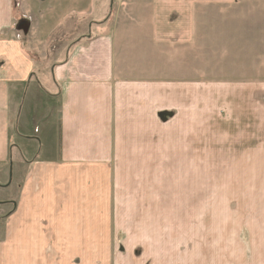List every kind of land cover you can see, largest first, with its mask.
<instances>
[{"label": "crops", "instance_id": "crops-1", "mask_svg": "<svg viewBox=\"0 0 264 264\" xmlns=\"http://www.w3.org/2000/svg\"><path fill=\"white\" fill-rule=\"evenodd\" d=\"M249 1H253L256 9L264 8V0L191 2L188 13L190 22L185 28L186 31L182 27V22H176L174 25L178 24L176 28L179 32L176 33L175 28L169 39H162L164 51L172 54L174 51L172 48L180 47L175 50L187 55L184 49L188 47L196 49L198 38L205 35L200 21L206 16L203 13L205 11L198 9L205 8L206 5L214 8H237L234 13L225 11L219 13L224 15L223 17L212 16V19L229 20L226 24L227 31H220L212 36L221 37L217 43L227 46L229 50H235L236 46L233 44L238 38L236 35L240 33L246 35L250 27L247 21L254 18L247 17L249 14L246 12H240L242 3H245L248 10ZM10 9L11 0H0V164L8 158L10 118L16 113L20 119L19 127L22 130L20 135L26 143L23 147L18 144L14 148L18 150L19 159L26 166V173L24 182L19 185L18 207L17 204L14 205V216L18 214L20 217L21 232L11 238L14 242L20 243L21 248L9 246L8 238L7 246L0 251V264H96L92 263L93 259H97L101 264L102 259L98 258L100 254L107 256L105 250L108 252V245L115 242L117 230L124 231L128 227H137L140 224L139 215H136V220H132L130 224L122 218V214L125 213L118 211V200L129 201L119 194L118 199L114 190H111L117 185V165L123 161L124 151H128L127 159L130 161L138 158L140 148H144L149 157V147L152 150L156 147L154 139L156 128H163L162 124L170 125L178 118L185 126L182 146L184 147L183 144L188 139L189 148L194 151L196 159H199L200 166L204 167L207 160L211 163L210 168L213 165L219 167L220 164H242L248 167L243 168L239 175L247 180L249 186L254 187L253 192L260 186V181L264 180V156L259 158L247 151L246 147L251 146V137L240 146L233 145L239 144L243 139H235L232 146L228 147L229 150L232 147L244 150L231 152L225 159L216 157L212 148L206 149L210 144L208 142L213 138L211 132L213 124L222 121L223 124L240 127L238 123L244 122L245 117L241 120L240 114L234 118L235 110H231L230 107L219 108L217 111L205 110L202 106L204 99L196 89L189 97H185L184 101L187 105V99L194 98L196 108L186 110L184 104H173L171 97H166L164 88L166 82L170 81H159L155 77L157 55L154 49L160 50V47H155V41L151 47L153 52L149 51L150 47L140 44L139 40L135 41L141 46L142 51L154 54L149 57L150 62L142 61L136 65L142 70L148 69V77H144L143 80H121L118 79L116 67L122 66L120 59L124 53L126 56L129 55L126 51L130 49L131 43L127 42L131 32L122 31L118 34L115 30L117 23L114 28L106 29L105 36L100 38L91 37L94 31L92 24L88 23L86 31L65 50L63 46L66 45L64 44L66 40L59 39L57 48H54L56 51L51 57L45 53L44 47L41 50L38 47L35 50L29 48L28 40L31 36L30 30L33 28L29 17L23 20L29 24L27 35L20 33L22 37L19 38L16 34L15 37L12 34L7 35L9 32L6 31L12 25ZM250 14L258 16L254 11ZM42 18L44 16L40 17ZM136 20L138 19H133ZM230 21H236L238 24ZM110 22L113 23L111 20L108 23ZM245 23L248 28L244 29L242 27ZM76 28L73 26L74 30H67L64 34L67 37L74 36ZM44 29L40 24L39 30L36 31L43 41L42 44L46 35L57 30ZM154 32L155 26L152 36L155 35ZM138 35L143 39L147 36V31L142 30ZM117 36L120 39H117ZM205 40L206 38L204 42ZM30 41L34 42L31 39ZM212 41L214 43L213 38ZM35 56L37 57L34 60ZM167 60L170 61V57H167ZM148 72H151V76ZM17 86H24L21 95L20 88L19 95L16 93ZM178 89L181 92L184 89L185 96V88L178 86ZM33 94L37 98L35 106L31 101ZM251 95L252 101L264 104L263 91L252 90ZM44 97H47L45 101ZM17 100L18 104L14 102ZM213 102L215 101L209 100L208 107L212 106ZM29 116L31 123L28 126ZM158 146L160 149L163 147L162 143ZM262 149L264 144L261 146ZM219 154L218 149V156ZM253 158L257 160L253 161ZM9 163L8 181L0 187L8 188L12 183V160ZM217 173L213 171L210 174L212 181L217 177ZM203 206L204 202L200 208ZM189 209L182 217V227L185 224L187 227L192 225L190 228L192 238L199 248L197 264L207 258H211V264H249V257L247 258L249 254L244 250L239 254L233 248L231 249L234 252L217 251V237L215 239V235L212 236L213 232L216 236L218 233L215 225L217 220L220 222L217 226H221L224 233L229 232V226L221 223L218 214L211 213L210 225L205 229L204 212L202 211L196 219L194 207L190 206ZM12 219L10 220L13 221ZM164 224L163 221L149 223L157 228ZM248 233L246 232L245 236L246 244L252 243L253 238L252 233L250 231ZM130 234L133 235L132 232ZM134 235L133 240L129 239V235H123L126 239L124 248L118 243L119 247L114 256L121 261L119 264H188L185 248L179 247L180 249L174 250L165 248L166 253L159 262L150 257L148 251L140 245L139 233L136 230ZM238 237L237 234V244L242 248L244 243L240 237L238 240ZM121 238L123 239L122 235ZM254 238L253 243L258 239L259 244L264 243V234ZM178 256L179 262L176 261ZM251 264H264V255L262 253L256 255Z\"/></svg>", "mask_w": 264, "mask_h": 264}, {"label": "rangeland", "instance_id": "rangeland-1", "mask_svg": "<svg viewBox=\"0 0 264 264\" xmlns=\"http://www.w3.org/2000/svg\"><path fill=\"white\" fill-rule=\"evenodd\" d=\"M193 1L211 3V0H11L12 25L6 32H9L7 34L9 36L12 34L15 37L16 34L19 38L21 34L17 26L29 17L33 27L32 31L30 30V39L34 41L32 43L30 39L28 40L29 48L35 50L38 47L41 50L44 47L45 53L47 52L46 54L52 57L59 39L60 41L63 38L66 40L64 42L66 45L63 46L65 50L80 37V34L86 31L88 23L92 24V31H94L91 34L92 38L105 36V30L114 28L115 23H117L115 30L118 31V34L122 31L131 32V37H128L129 41L127 42L131 43L130 49L126 51L129 55L126 56L124 53L120 59L122 66L117 65L116 67L118 79L121 80H143L144 77H148V69L142 70L136 65L142 61L150 62L149 57L154 54L142 51L141 46L135 41L139 40L140 44L150 47L149 51L153 50L151 47L155 41V47H160V50L154 49V53L157 55L155 77L159 81H170L166 82L164 88L166 97L170 96L173 104H184L186 110L191 107L196 108L194 98H188L187 105L184 102L185 97H189L196 89L204 99L202 106L205 110L214 109L217 111L219 108L230 107L231 110H235L234 115L236 116L234 118L239 117L240 114H242L241 120L245 117L244 122L238 123L240 127L223 124L222 121L213 124L211 128L213 138L208 142L210 143L209 147L205 148L207 150L212 148L216 157L225 159L231 152L244 150V148L233 147L229 150L228 147L232 146L235 139H243L239 144L233 145L240 146L251 137V146L246 147V149L250 154H255L260 158L264 156V149L261 150V146L264 144V104L252 101L251 93L252 90L264 92V8L256 9L253 1H249L250 4H247L248 10L245 3L241 4L240 12H246L249 14L247 17L254 18L247 21L250 27L246 35H242V33L236 35L238 38L233 44L236 46L235 50H229L227 46L217 43L216 41H220L221 37L212 36L220 31H227L226 24L229 23V20L212 19V16L223 17L224 15L219 13L223 11L234 13L237 8H214L210 5L199 8L198 11H205L203 13L206 15L200 21L205 35L198 38L199 43H197L196 49L189 47L184 49L187 54L185 55L184 52L180 53L175 50L180 48L176 47L172 48L174 50L172 54H168L167 50L164 51L162 39H169L172 31L176 27L178 28V24L174 25L176 22H182L184 30L187 28L190 22L188 18L189 5ZM253 11L258 13V16L251 15L250 12ZM185 12H187L186 18ZM39 15L44 16V18L40 19L41 16L39 17ZM260 15H262L261 18ZM35 16L37 18H34ZM45 18L46 20H44ZM105 18L107 19L104 20ZM133 19L138 20L133 21ZM110 20L113 21L112 24L111 22L108 23ZM235 22L230 21L233 24ZM247 23L242 28H248ZM40 24L42 28H45V31L57 29L59 36L54 31L53 34L50 33L45 36V42L42 44L43 41L38 32L36 34ZM73 26L77 27L76 35L67 37L64 33L67 30H74L72 29ZM154 26L155 35L152 36ZM142 30L147 31V36L140 39L138 34ZM175 32L178 33L179 29ZM134 35H136L135 38ZM117 39H120L119 36ZM24 42L22 41V43ZM22 45L25 46V44ZM60 46L62 47V45ZM213 47L216 49L213 50ZM52 51L54 52L52 53ZM167 57H170V61L167 60ZM148 74L151 76V72ZM178 86L185 88V96H183L184 89L181 92ZM19 88L22 89L20 90L21 95L24 86L16 87L17 95H19ZM35 97L33 94L31 99L33 106L37 104ZM45 98L47 97H44V101ZM209 100L215 101L210 107H208ZM14 102L18 104L19 100ZM12 111L15 112L14 109ZM30 119L31 116L28 117V126L31 123ZM204 122L206 123L205 120ZM162 125L163 128H156L154 137L156 147L154 150L149 147V157L146 150L140 148L138 158L130 161L127 159L129 153L125 150L123 161L117 165V185L111 190H114L117 198L119 194L123 199L129 201L124 202L118 198V211L125 213L122 214V218L128 224L132 220L135 221L136 215H139L140 224L137 227H128L124 231L117 230L115 244L108 245V252L107 249H104L107 256L100 254L98 258L99 260L102 259L101 264H115V262L119 264L121 261L116 259L114 253H116L119 244L124 248L126 239L123 235H129V239L133 240L135 230L139 233L140 245L148 251L150 257L159 262L166 253L165 248L169 247L174 250L181 247L186 250L185 256L188 258V264H197L196 257L199 248L192 238L193 234L190 230L192 225L187 227L185 224L182 227V217L186 211L189 212L190 206L195 209L196 219L202 211L204 212L205 229L210 225L211 213L218 214L221 223L229 226V232L224 233L221 226H217V223L220 222L217 220L215 223L218 233L216 236L213 232L212 236L215 235V239L217 237V251L231 250L234 252L233 250H235L239 254L244 250L249 254L247 255L249 264L253 263V258L256 255L261 253L264 255V243L259 244V239L253 243L254 236L260 237L264 234V180L260 181V186L253 192L254 187L249 186L247 180L239 175L243 172L242 169H246L248 166L220 164L219 167L213 165L210 168L209 160L204 163V167L200 166L199 159H196L194 151L189 148L188 139L184 142V147L182 146L185 129L182 121L178 118L170 125ZM19 126V115L15 113L10 118L11 137L7 153L8 158L0 164V185H5L8 181L10 160H12L13 166L11 185L8 188L7 186L0 187V251L7 246L8 241L9 246L21 248L20 243L11 239L12 236L21 232L20 217L18 214L14 216V205L17 204L18 207L19 185L24 182L26 173V166L19 159L18 150L14 148L18 144L23 147V144L26 143V140L20 135L22 130ZM159 143L163 145L161 149L158 146ZM254 160L257 158H253ZM213 171L218 173L215 180L212 181L210 174ZM249 189L252 191L250 192ZM211 200L212 202H210ZM203 202L204 206L200 208ZM152 221H163L165 224L161 228H157L149 225ZM166 225L168 226L166 227ZM242 229L244 230L241 232ZM245 231L247 234L249 231L252 233V243H245ZM237 234L244 243L242 248H239L237 244ZM223 245L224 248H222ZM176 258V261L179 262L180 257ZM77 262L75 261V263ZM93 262L99 264L97 259H93ZM200 264H211V258L201 260Z\"/></svg>", "mask_w": 264, "mask_h": 264}, {"label": "water", "instance_id": "water-1", "mask_svg": "<svg viewBox=\"0 0 264 264\" xmlns=\"http://www.w3.org/2000/svg\"><path fill=\"white\" fill-rule=\"evenodd\" d=\"M28 26H29V24L27 22H25L24 27H20V30L23 32L24 35H26L27 32H28L27 31L28 30Z\"/></svg>", "mask_w": 264, "mask_h": 264}, {"label": "flooded vegetation", "instance_id": "flooded-vegetation-1", "mask_svg": "<svg viewBox=\"0 0 264 264\" xmlns=\"http://www.w3.org/2000/svg\"><path fill=\"white\" fill-rule=\"evenodd\" d=\"M24 22H26V21H23V23H21V24H19L18 26H17V28H18V31L23 35V32L20 30V27H23L24 26Z\"/></svg>", "mask_w": 264, "mask_h": 264}, {"label": "built area", "instance_id": "built-area-1", "mask_svg": "<svg viewBox=\"0 0 264 264\" xmlns=\"http://www.w3.org/2000/svg\"><path fill=\"white\" fill-rule=\"evenodd\" d=\"M118 1H121V0H118Z\"/></svg>", "mask_w": 264, "mask_h": 264}]
</instances>
